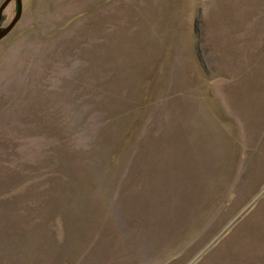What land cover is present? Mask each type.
<instances>
[{
    "label": "rangeland",
    "instance_id": "obj_1",
    "mask_svg": "<svg viewBox=\"0 0 264 264\" xmlns=\"http://www.w3.org/2000/svg\"><path fill=\"white\" fill-rule=\"evenodd\" d=\"M0 264H264V0H23Z\"/></svg>",
    "mask_w": 264,
    "mask_h": 264
},
{
    "label": "water",
    "instance_id": "obj_2",
    "mask_svg": "<svg viewBox=\"0 0 264 264\" xmlns=\"http://www.w3.org/2000/svg\"><path fill=\"white\" fill-rule=\"evenodd\" d=\"M14 0H6L3 5L0 7V24L2 23L4 19V11L5 9L13 2ZM18 5V12L14 20L11 22V24L7 28H1L0 27V41L5 38L18 24V22L21 20L23 15V0H16Z\"/></svg>",
    "mask_w": 264,
    "mask_h": 264
},
{
    "label": "flooded vegetation",
    "instance_id": "obj_3",
    "mask_svg": "<svg viewBox=\"0 0 264 264\" xmlns=\"http://www.w3.org/2000/svg\"><path fill=\"white\" fill-rule=\"evenodd\" d=\"M14 1H16V0H14Z\"/></svg>",
    "mask_w": 264,
    "mask_h": 264
}]
</instances>
